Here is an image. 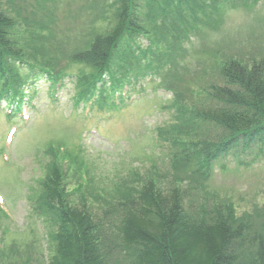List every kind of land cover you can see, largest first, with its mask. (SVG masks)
I'll list each match as a JSON object with an SVG mask.
<instances>
[{
	"label": "trees",
	"instance_id": "16d2710c",
	"mask_svg": "<svg viewBox=\"0 0 264 264\" xmlns=\"http://www.w3.org/2000/svg\"><path fill=\"white\" fill-rule=\"evenodd\" d=\"M46 1L53 2L0 0V103L7 116L25 118L29 88L38 78L50 91L63 84V59L90 68L78 77L85 79L77 80L76 104H117L121 87L147 74H160L174 89L190 77L180 64L190 40L216 32L224 7L237 0H98L104 14L96 10L97 18L105 27L67 53L58 52L60 42L51 38L54 19ZM242 58H219L217 80L201 75L195 87H185L187 97L169 88L180 121L158 130L169 172L153 166L141 183L116 180L106 195L92 194L87 170L81 182L76 169L67 175L51 170L53 162L47 165L36 204L48 228L42 264H264V201L237 216L232 205L202 193L199 181L219 157L264 140V57ZM168 68L169 83L161 74ZM75 175L80 182L68 188L66 179ZM15 254L0 250V264H34L28 252Z\"/></svg>",
	"mask_w": 264,
	"mask_h": 264
},
{
	"label": "rangeland",
	"instance_id": "374dc122",
	"mask_svg": "<svg viewBox=\"0 0 264 264\" xmlns=\"http://www.w3.org/2000/svg\"><path fill=\"white\" fill-rule=\"evenodd\" d=\"M97 2H44L54 19L51 38L59 40L58 52L82 47L90 32L105 27L97 18L96 10L104 14ZM224 11L216 32L205 30L190 40L180 63L186 65L190 77L183 75L185 79L175 83L178 93H185V87H195L196 79L204 74L206 82L216 81L219 58L232 53L242 59L264 57V0H237L225 6ZM60 64L65 68L63 84L50 91L44 77L34 81L29 88L32 103L25 118L7 116L0 103V250L13 255L20 251L24 257L28 252L34 264L44 263L49 250L48 228L36 209L49 163L56 164L52 163L51 170L59 167L60 174L64 171L69 175L71 169H76L79 176L81 172V182L87 170V187L92 194L110 192L116 180H136V185L153 166L161 174L171 170L169 152L160 144L158 130L165 132L170 123L180 122L169 91L174 89L161 81L160 74L131 78L121 87L124 94L115 101L117 104L86 105L76 104L77 80L89 74L90 68L68 64L64 59ZM177 68L183 72L181 66ZM168 70L161 73L167 83L173 81ZM184 95L189 96V92ZM187 125L190 127V123ZM208 127L204 130L209 131ZM66 181L68 188L80 182L76 175ZM199 181L205 186L202 193L215 202L232 205L237 216L260 206L264 201V140L244 151L219 157Z\"/></svg>",
	"mask_w": 264,
	"mask_h": 264
}]
</instances>
